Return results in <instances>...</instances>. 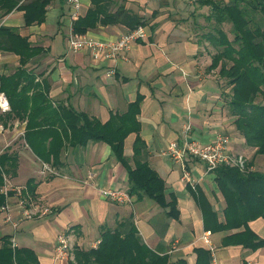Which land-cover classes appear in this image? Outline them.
<instances>
[{
    "label": "crops",
    "instance_id": "crops-1",
    "mask_svg": "<svg viewBox=\"0 0 264 264\" xmlns=\"http://www.w3.org/2000/svg\"><path fill=\"white\" fill-rule=\"evenodd\" d=\"M110 1L109 12L121 7L142 16L148 32L115 60H95L87 49H69V6L64 0H52L41 24L26 26L20 10L0 18V24L18 28L33 46L43 49L27 68L28 73L34 72L39 91L26 79L20 85H27V94L35 98L30 101L35 109L32 117L28 111L23 117L16 116L12 108L6 113L0 111V125L6 128L0 131V140L8 131L10 139L15 140L0 156L5 158L3 165L11 180L27 186L29 191V181L33 180L34 199L54 210L43 218L22 222L17 231L4 222L0 213V249L6 239L12 243L15 237L17 248L34 251L39 264H72L70 259L55 257L58 233L67 232L75 258L73 248L87 250L98 245L103 227L114 229L132 219L152 249L173 258L184 257L188 264H212L213 256L203 254L198 259L196 252V248L208 249L202 239L205 231L211 234L221 264H247L249 260L264 264V247H225L222 240L228 231L205 228L204 214L209 217V205L220 214L225 206L213 171H207L205 162L191 158L187 167L192 183L187 184L181 165L166 152L169 143L178 139L188 125L190 136L204 142L218 133L237 132L227 109L224 81L218 70L208 68L212 56L185 27L187 16L182 15L187 14L193 0ZM152 4L154 7H145ZM92 6V0H83L80 17ZM129 29L123 23L98 22L83 34L113 42ZM19 60L17 54L1 52L0 73L14 74ZM111 69L115 72L110 75ZM44 94L48 107L44 105ZM136 102L137 107L133 106ZM67 109L104 125L114 116L123 115L124 129H133L124 142L126 163L115 156L105 140L90 139L83 144L75 141L80 137L78 126L84 121ZM137 127L143 149L136 160L147 161L165 180L168 197L173 193L178 200V219L167 216L147 197L132 195V203L121 204L100 193L101 188L129 189L128 167L136 165L133 155ZM112 133L108 134L111 138L119 137ZM231 148L238 154L244 152ZM43 162L51 164L59 175H41ZM250 227L264 238L263 218L250 222Z\"/></svg>",
    "mask_w": 264,
    "mask_h": 264
},
{
    "label": "trees",
    "instance_id": "trees-1",
    "mask_svg": "<svg viewBox=\"0 0 264 264\" xmlns=\"http://www.w3.org/2000/svg\"><path fill=\"white\" fill-rule=\"evenodd\" d=\"M93 6L85 16L79 17L73 24L74 32L83 34L94 28L98 22L103 24L123 23L130 29L145 25V19L125 8L109 12L110 0H92ZM52 0H0V18L13 10L23 11L26 26L41 24L46 19L47 7ZM191 17H205L209 22L207 31L197 37L200 45L210 44L212 62L210 70L219 68V75L231 87L227 95V109L233 117L237 131L244 137V144L264 155V103L257 99L264 95V0H193ZM209 7L208 13H199ZM184 21V20H183ZM189 17L185 19L189 23ZM184 23V22H182ZM230 24V31L225 25ZM188 31L192 30L187 28ZM232 35V36H231ZM207 48V47H206ZM11 52L20 56L19 69L12 75L0 73V88L11 99L12 110L16 116H29L34 112L27 85L21 86L26 79L32 81L33 89L39 91L34 72L28 73V64L40 54L42 47L33 46L28 36H23L19 29L0 24V53ZM37 84V87H36ZM20 87V90H19ZM31 88V85H30ZM45 106L48 107L44 94ZM139 101V99H138ZM47 104V105H46ZM136 102L133 106L137 107ZM45 107V108H46ZM68 112L84 121L78 126L80 137L75 141L81 144L90 139L108 142L115 156L124 164V142L133 129H124L126 118L114 116L108 125L100 124L84 114L77 115L74 110ZM119 122L117 125L115 121ZM138 133L134 143L135 168L128 167L129 193L137 197H147L165 210L167 216L178 219L180 210L178 200L173 193L168 197L166 182L147 161L136 160L142 151V139ZM111 136H119L111 138ZM56 157V153H54ZM0 163L3 164L1 161ZM214 181L222 194L225 206L222 214L209 205L208 218L204 214L205 228L212 232L228 231L223 237V246H243L258 249L264 247V238L250 227V222L264 219V172L257 170L252 161L244 170L238 166L221 165L214 171ZM0 169V185L2 184ZM35 196L33 180L28 185ZM192 189V188H191ZM194 191V190H193ZM4 196L0 194V207ZM208 247V246H207ZM198 259L201 255L212 254L210 249L196 248ZM75 262L72 264H188L184 257L173 258L169 253H159L152 249L142 238L132 219L117 224L116 228L103 227L98 245L90 249L75 248ZM39 264L34 251L29 248L13 247L7 239L0 249V264Z\"/></svg>",
    "mask_w": 264,
    "mask_h": 264
},
{
    "label": "built area",
    "instance_id": "built-area-1",
    "mask_svg": "<svg viewBox=\"0 0 264 264\" xmlns=\"http://www.w3.org/2000/svg\"><path fill=\"white\" fill-rule=\"evenodd\" d=\"M69 6V27L67 41L69 49L73 51L89 50L93 59L115 60L129 50L131 45L145 37L148 32L146 26L139 25L121 33L113 42H104L88 34L74 32L73 24L80 17L83 0H67ZM111 69L109 74H114ZM0 111L3 113L11 111V104L7 94L0 89ZM3 124L0 131H5ZM191 125L185 127L183 134L169 143L167 154L181 165L183 179L192 183L190 170L187 162L191 158L206 163L208 172L214 171L221 165L238 166L242 170L246 167V159L242 154L235 153L231 148V137L228 133H218L212 140L204 142L193 138ZM2 171V184L0 194L4 196V202L0 207L3 220L9 223L16 231L22 222L36 218H43L54 212L52 206L41 200H35L27 186L14 184L5 170ZM41 175H59L57 169L51 164L43 162L39 169ZM102 196L117 203H132V195L125 189L101 188ZM17 213V216H16ZM209 231L203 233L202 239L211 251L213 256L212 264H221L216 257V246L212 243ZM12 246L17 247L16 238H12ZM72 255V243L67 232H60L56 238L55 257L58 260H69ZM247 264H260L259 261L249 260Z\"/></svg>",
    "mask_w": 264,
    "mask_h": 264
},
{
    "label": "rangeland",
    "instance_id": "rangeland-1",
    "mask_svg": "<svg viewBox=\"0 0 264 264\" xmlns=\"http://www.w3.org/2000/svg\"><path fill=\"white\" fill-rule=\"evenodd\" d=\"M64 1L67 2V0H64ZM189 1H191V0H186V2H189ZM183 4H185V3H183ZM190 5H191V7L189 6V10L187 11V14L182 15V17H185V16L189 17V20H190L189 23H185V25H186L185 27H186V29L187 28L192 29V30L189 31V33L194 38H197V37H200V36L202 37V34L207 31V28L209 26V22L206 20L205 17H199L198 16L197 19H195V17H191L190 16V12L193 10L194 2H193V4H190ZM145 7H149L150 8V7H154V5L153 4L152 5H146ZM208 12H209V7H204V8H202L199 11V13H208ZM177 19H180V18L177 17ZM225 29L227 31H230V24H226L225 25ZM206 47L208 49V52L211 55L210 49L212 47H210V44L209 43L207 44ZM211 60H212V58H211ZM216 70H218V73H219V68H217ZM223 81H224L223 83H224L225 95L226 96L227 95H231V91H232L231 90V87L230 86L229 87L226 86L225 79H223ZM226 99H227V97H226ZM257 100L259 102H261V103H264V95H260ZM226 101H228V100H226ZM226 133H228L230 135V137H231V147L234 146V148L236 149V151L238 150L239 152L240 151H244V152H242V155L246 159V164H248V162L252 161L253 165L255 166V168L257 170H261V171L264 172V155L256 154L255 153V150L253 148H250V147L246 146L244 144V140H243L244 138H243V136L238 131L235 132L233 130L232 132H226ZM11 135L12 134L9 133V131L7 133H5V135H1L2 137H1V140H0V143H1L0 144V153H2L8 147V144L9 143L12 142L10 144V146H13L15 140L10 139L11 138ZM16 141H18V140H16ZM4 160H5V158H1V161L4 162ZM0 167H2L5 170V172H6V168H5V166L3 164L0 163ZM6 173L9 176V172L7 171ZM73 250H74V248H73ZM69 261H71L72 263H74L75 262V258H73L72 255H71V258H70Z\"/></svg>",
    "mask_w": 264,
    "mask_h": 264
}]
</instances>
